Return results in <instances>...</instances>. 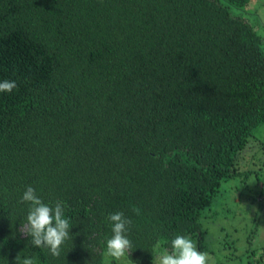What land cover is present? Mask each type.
Here are the masks:
<instances>
[{
  "label": "trees",
  "instance_id": "1",
  "mask_svg": "<svg viewBox=\"0 0 264 264\" xmlns=\"http://www.w3.org/2000/svg\"><path fill=\"white\" fill-rule=\"evenodd\" d=\"M250 0H0V264H106L107 217L152 264L202 210L264 121ZM66 205L59 257L21 233L27 186Z\"/></svg>",
  "mask_w": 264,
  "mask_h": 264
},
{
  "label": "rangeland",
  "instance_id": "2",
  "mask_svg": "<svg viewBox=\"0 0 264 264\" xmlns=\"http://www.w3.org/2000/svg\"><path fill=\"white\" fill-rule=\"evenodd\" d=\"M233 10L254 26L264 49V0H250ZM235 167L238 172L222 180L210 205L202 210L203 251L214 264H264V121L248 136ZM104 262L134 264L126 254L116 260L106 253Z\"/></svg>",
  "mask_w": 264,
  "mask_h": 264
},
{
  "label": "clouds",
  "instance_id": "3",
  "mask_svg": "<svg viewBox=\"0 0 264 264\" xmlns=\"http://www.w3.org/2000/svg\"><path fill=\"white\" fill-rule=\"evenodd\" d=\"M17 88L15 81L0 82V92H12ZM29 203L27 222L20 225L22 234L31 237L36 247L47 248L53 257H59L61 246L70 239V222L65 217V207L62 202H55L54 206L45 204L36 194L32 186H27L20 199V203ZM255 210V209H254ZM112 224L111 238L106 240L107 254L116 260L129 254L132 243L127 237L128 226L132 223L123 212H116L107 217ZM155 257L152 264H214L208 252L198 250L197 243L185 235H176L171 240V249L162 248L159 243L155 246ZM16 264H36L34 257L21 260L16 257Z\"/></svg>",
  "mask_w": 264,
  "mask_h": 264
}]
</instances>
